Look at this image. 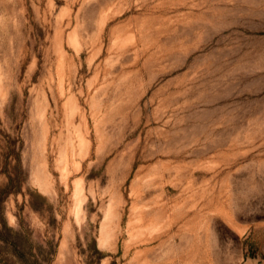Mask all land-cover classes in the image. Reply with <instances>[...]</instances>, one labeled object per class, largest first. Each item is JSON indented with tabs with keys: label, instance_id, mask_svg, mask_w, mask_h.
Masks as SVG:
<instances>
[{
	"label": "rangeland",
	"instance_id": "rangeland-1",
	"mask_svg": "<svg viewBox=\"0 0 264 264\" xmlns=\"http://www.w3.org/2000/svg\"><path fill=\"white\" fill-rule=\"evenodd\" d=\"M0 193L42 264H264V0H0Z\"/></svg>",
	"mask_w": 264,
	"mask_h": 264
},
{
	"label": "trees",
	"instance_id": "trees-1",
	"mask_svg": "<svg viewBox=\"0 0 264 264\" xmlns=\"http://www.w3.org/2000/svg\"><path fill=\"white\" fill-rule=\"evenodd\" d=\"M3 201L0 193V226L8 231L11 229L2 213ZM34 248L32 241H0V264H42Z\"/></svg>",
	"mask_w": 264,
	"mask_h": 264
}]
</instances>
